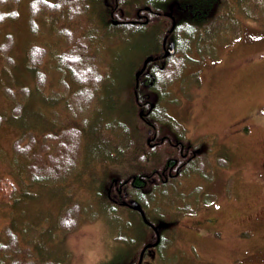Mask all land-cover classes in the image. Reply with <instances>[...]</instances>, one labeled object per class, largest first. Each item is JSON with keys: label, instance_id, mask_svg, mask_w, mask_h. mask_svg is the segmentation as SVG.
Instances as JSON below:
<instances>
[{"label": "rangeland", "instance_id": "obj_1", "mask_svg": "<svg viewBox=\"0 0 264 264\" xmlns=\"http://www.w3.org/2000/svg\"><path fill=\"white\" fill-rule=\"evenodd\" d=\"M30 1L14 5L19 13L17 19L0 25V44L7 34H12L15 42L12 64L0 56V114L4 116L0 126V180L8 181L5 189L13 196L10 204L0 198V243H8L6 229L11 226L18 236V257L26 264L54 260L63 264H130L132 253L137 250L139 254L151 240L152 232L136 212L118 204L113 209L114 203L106 200L107 192L99 195L104 182L108 184L111 177L133 175L134 170L116 165L122 154L109 147L113 143L102 142L100 136L92 137L90 184L78 185L73 180L88 179L82 164V159L84 163L90 160L87 149L85 158L79 162L81 168L76 167L70 177L61 181L66 195L61 186L30 185L25 172L30 158L14 150L17 139L24 137L26 144L36 136L41 141L38 136L48 135L49 129L57 131L63 126L60 121L66 119L62 105L52 107L47 99L63 92L55 54L64 48L65 37L60 31L71 26L69 14H41L35 20L38 30L33 33ZM81 20L80 17L74 21L88 26ZM214 20L211 33L195 40L191 48V55L200 62L189 61L192 64L187 66L180 82L171 87L173 101L165 105L172 114L175 106L180 105L182 118L186 111L191 112L183 120L193 128L198 126L195 135L203 137L197 145H202L206 155L201 152L202 157L194 164L203 160L209 174L190 173L181 179L170 178L176 187L170 182L168 186H148L139 191L147 198L140 200L147 207L148 217L157 225H165L162 234L166 247L160 249L154 264H254L252 254L264 251V236L254 239L252 233L255 217L264 224V181L260 178L264 170V0H224ZM160 21L164 23L162 18L153 23L159 26L149 30L151 36L159 32L163 25ZM76 26L73 24V28ZM96 26L95 29L101 27L99 22ZM100 30L97 32L105 45L98 51L101 67L106 69L108 61L114 65H111L113 80L106 90L114 101L106 102V97L100 102L103 106L93 117L91 129L102 126L114 112L121 120L126 119L129 112L122 113L127 104L121 96L128 102L123 92L130 82L131 65L143 59L145 51L157 46L150 34L128 37ZM33 44L47 49L44 63L37 67L31 66L27 57ZM40 71L48 76L43 92H37L43 93V97L34 92L25 95L26 87L35 88ZM6 90H11L15 98L9 97ZM51 99L55 103L59 100ZM18 105L22 111L14 117ZM110 134L115 138L116 148L125 150L128 140L120 129L114 128ZM216 147L222 150L217 152ZM220 157L227 158L226 166L218 164ZM133 160L130 155L128 163ZM161 161L154 156L148 168L160 165ZM131 193V198L137 199L138 194ZM76 204L81 207L78 228L63 233L56 224L61 209ZM49 230L54 231L48 234ZM261 232L264 231L257 233ZM255 242L254 252L251 249Z\"/></svg>", "mask_w": 264, "mask_h": 264}, {"label": "trees", "instance_id": "obj_2", "mask_svg": "<svg viewBox=\"0 0 264 264\" xmlns=\"http://www.w3.org/2000/svg\"><path fill=\"white\" fill-rule=\"evenodd\" d=\"M21 1L22 0H0V25L17 19L19 13L13 6H16ZM167 2L165 3L163 0H161L160 3H155L152 0L30 1V29L33 33H36L38 30L35 20L38 16L44 13H47L49 16L62 13L64 16L66 15L64 12H66L67 15L69 14V24L71 25L61 29V35L65 37V45L62 51L55 54L57 69L62 75L59 81L60 88L61 90L63 89V92H58L56 96H52L58 97L59 100L57 102L59 103H55L51 99L52 97H50L51 100L47 97L48 103L52 107H55L57 104L59 106L62 105L63 109L61 111H64V114H66V119H62L60 121L63 126L58 128L57 131L50 129L47 130L49 131L47 132L49 133L48 135L45 133L42 136H38L41 141H38L36 139L37 137L34 136L26 144L24 137L17 139L14 143V150L16 154L30 158V163L25 166L27 180L30 185H42V187L45 185H54L59 186V188L61 186V192L66 195L65 185L62 184L64 186L63 187L61 185V181H64L67 177H70L76 167L77 169L78 167L81 168L79 162L82 158H85V151L87 149L90 150L88 154L89 157H91V142H93V136H100L102 142H106L107 144L113 143L114 146L109 147H114L112 150L114 149L116 152L119 150L121 152L122 157L116 164L117 166L127 168L128 170L130 168V170H134L133 174H138L143 170H151L148 168V163L149 160L153 158L152 156L154 150L149 148L148 143L146 142L148 137L146 136V129L140 130L141 125L143 124L139 112V103L143 102L144 105L148 106L147 102H153L156 105L153 110L154 117L149 116L148 119H157L159 123L165 121L170 122L173 120L172 116L167 110V107L165 106L166 103H171L173 101L170 100L172 93L171 87L173 84L177 83L185 68L189 64V61L191 60L189 53L191 52L194 41L201 40L204 34H209L214 29L215 20L212 21V18H214L219 8H221L224 0H177L172 4V1L167 0ZM110 3H112L111 6L109 5ZM151 4L153 5L152 8L154 10H161L158 7H166L167 9L170 4L172 5H170V9L177 18V25L175 29L176 32L174 31L178 44L177 50L174 55L166 59L164 67L158 69L155 72L156 79L149 89L147 86L141 84V80L148 83L152 81L151 78L146 77L145 74H143L142 77L140 76L141 78L139 79L140 81L138 84L136 80L137 73L141 71L146 57L150 54V52L148 53V51H145L143 53V59H141L138 63L131 65L130 82L127 85V90L123 92L127 96L128 102H126L125 98L121 96V100L127 104L126 108L122 110V113L127 111L129 112V114H125L126 119L121 120L120 118L113 115L115 113L114 112L109 115V119L104 121L102 126H93L94 128L91 129L93 117L96 116V113L100 112L101 107L103 106L100 105V102L103 103V100L106 97V102L109 99L114 101V97L107 94L106 91L109 87V84H111L113 80L111 65H114L112 62L108 61L109 63L106 69L101 67L98 51L105 45L101 42L100 35L97 31H101L100 29H103L104 31L109 30L114 33H120L121 36L127 35L128 37L134 36L135 34H147L151 27L147 24L139 25L134 21L137 19L136 13L138 9L145 5L149 6ZM154 4H156L158 7H155ZM80 17L86 23H88V26L84 27L83 24H79L78 22L74 21ZM158 18L159 16L153 15L151 18V24L155 23ZM83 20H81V22H83ZM188 20L191 23H188ZM96 21H98L99 25L101 26L99 29H95L97 28L96 25L98 24ZM73 24H77V26L73 28ZM156 26H159V24L152 25L153 28H156ZM159 28L160 29L158 30L160 31L161 26ZM94 29L97 31H94ZM14 44L15 42L12 34H7L3 42L0 44V56L5 57L8 63L11 64L13 59L11 53L14 48ZM46 55L47 49L44 46L38 44L31 45L27 52L29 64L33 67L42 65ZM31 66L28 67L31 68ZM1 73L2 71L0 69V74ZM117 81L118 80H116V82ZM47 83V74L44 71H40L36 76L35 88L26 87L27 89L25 90L24 94L31 96L34 92L35 94L43 97V93L37 92H43L42 90L45 89ZM6 92L9 97L15 98L13 95L14 93H12L11 90H6ZM147 92L149 93V97L143 98ZM152 95L155 96L152 98ZM97 104L98 107H96ZM14 111V117L18 116L22 111L20 105L16 106ZM3 121L4 116L0 114V126L2 125ZM114 128L120 129L121 133L128 140V146L125 150L116 148L115 138L110 134V130ZM99 130L101 131L100 133L98 132ZM101 135L105 136L106 138L103 139ZM40 142L42 143L40 144ZM39 144L40 146L37 148ZM160 145H162V147H159L160 153H162L163 150H167V148H169V145L166 142ZM130 155L133 156L134 160L128 163ZM157 157L159 158V161H163L160 156ZM103 163L105 162L103 161ZM82 164L85 169V176L88 177V179H75L73 178L75 176H72L73 180L77 182L78 185L83 182L88 183L89 179H91L90 161L88 163H84V160L82 159ZM218 164L222 167L225 166V159L219 160ZM194 166L196 167L191 169V172H197L201 176H204L205 173L209 174L206 170V165L203 160L199 161L198 165ZM189 174L190 173H188V176H190ZM131 176L132 175L125 176L120 179L117 177H111L108 184L104 182L102 186V192L99 193V195H105L107 192L106 200L109 201V190L113 185V180L115 178L118 179L119 186L123 185L124 190L132 195L131 191L136 192L137 190L131 187L130 183H124V181L126 179H130ZM6 185H9L6 179L0 180V198L10 204L13 201V196L8 192V190L5 189ZM165 185L167 186L166 182L161 186ZM106 187L109 190L107 189L106 191ZM145 188L146 187H143L142 190ZM111 192L112 196L117 195L118 188L113 186L111 188ZM65 204L67 205L68 201ZM111 205L113 206V209L117 207L116 204L111 203ZM142 206L146 210L147 207L144 206L143 203ZM135 212H137L138 215L140 214L138 211ZM80 213V204L62 207L61 215L58 219V222L56 223L57 227H59L63 233H71L75 231L80 223ZM146 216L148 220L152 222L148 215ZM140 218L142 221H144L141 216ZM152 223L155 224V222ZM144 224L150 229L152 234H154V229L149 224L145 223V221ZM164 226L165 225H160L159 227V233L161 234L162 241L159 244V249L166 247V239L162 234V229ZM53 231L54 230H49L47 233L49 234ZM6 236L8 243H0V259L3 261L0 264H26L18 257V236L13 231L11 226L6 229ZM154 240L155 236L151 238V242ZM46 264L63 263L54 260L47 261Z\"/></svg>", "mask_w": 264, "mask_h": 264}, {"label": "flooded vegetation", "instance_id": "obj_3", "mask_svg": "<svg viewBox=\"0 0 264 264\" xmlns=\"http://www.w3.org/2000/svg\"><path fill=\"white\" fill-rule=\"evenodd\" d=\"M154 6L158 7L156 6V4H154ZM152 7H153L152 4L149 6L145 5L143 7H140L136 13L137 19L134 21L135 23L139 25L145 23L151 27V28L149 27L150 28L149 30H155V28L151 26L153 25L151 24L152 16L156 15V16H159L158 20H161V18L162 20H164V23L160 21L163 25H161V30L157 34L155 33L154 36H151V31L147 33V36H149L150 34L151 38L153 37V39L157 42V46L147 50L148 53L150 52V54L148 55L149 57L148 56L146 57L143 68L141 69L142 72L140 73L141 77L143 74H145L146 77H149L152 79V81L148 83H146V81L141 80V84L147 86L148 88L152 86V84L154 83L156 79L155 72L158 69H161L164 67L166 63V59L175 54L177 50V45H178L177 39L174 34V31L177 25V19L174 13L170 9L171 6L169 7V10H168L169 12H167L166 7L165 8L158 7L161 10H156V9L154 10ZM171 20H172V25L169 26V21ZM174 22L176 23V25L174 27V31H172ZM171 45H174L175 52L174 54L172 55L170 54V56L168 55L167 57L166 53L170 51ZM148 58H152V60L146 63V60ZM140 76H139V79L141 78ZM147 97H149L148 92L146 93V95H144V98H147ZM147 103H148V106L144 105L143 102L139 103V108H140L139 112H140V117L142 118V124H143L141 125L140 130L147 129L146 133L148 137H147L146 142L148 143V147L154 150L153 157L156 156L157 158V156H160L161 159H163V161L160 162V165H157L156 167L151 168V171L143 170L139 172L138 174H133L130 177V179H126L124 181L125 184L130 183L131 187L137 190L136 191V193L138 194L137 199L131 198L132 195H130L128 192L124 190V186L123 185L119 186L118 180L114 179L113 185L110 187V190H109V197L111 201L116 205L118 204L120 206L130 207L131 202L133 201H137L139 202V204H141L142 198L145 200L147 199L146 197L143 196L141 192H139L142 190L143 187L147 188L148 186L163 185L165 184V182L167 183V186L171 182L172 185H175L176 187V182L170 181V178L181 179L182 177H187L188 172L191 169H194L192 168V166L195 165L194 164V162H196L195 160H198L200 159V157H202L201 152L203 156H206L204 152L202 151V145H200L201 143L199 142L203 136L199 137L195 135V132L198 131V126L194 125V128H193L192 125L187 124L186 121L183 120V118L191 114L190 111H186L185 116L182 118L181 113H179L181 106L180 105L175 106L173 114L170 113L173 120L170 122L165 121V122L159 123L157 119L156 120L148 119L149 116L154 117L153 110L156 105L152 102H147ZM165 142L168 143L169 148H167L166 153L165 152L160 153L159 147H162V145L160 144L162 143L164 144ZM198 142L200 143L199 146L197 145ZM216 150L217 152H220L222 150V147H216ZM210 152H213L215 154L214 150H210ZM224 159L227 165L228 164L227 158L220 157V160H224ZM89 161L91 163V157ZM263 167H264V164H263ZM189 173H197V172L190 171ZM260 175H261L260 178L264 181V170L261 171ZM113 186L118 188V194L115 196H112V192H111V188ZM139 215L142 217L141 214ZM252 224L254 226V230L252 232L254 233V239L260 238V235L264 236V232L257 233L259 231H264V228H262V225L264 224L261 222L260 218L257 219L255 217L254 220L252 221ZM153 236H155V240L153 242H151V240H148L144 244L145 246L147 244H154L157 241L156 232L150 235V238H153ZM159 237H160V242H162L160 233H159ZM159 244L158 246H155L157 248L153 247V248H148L146 250H144L145 246H143L139 254H137V250H135L131 255L132 257L130 256L131 259L129 262H132L130 264H154L156 260V255L159 254L160 252ZM256 248H257V242L253 243V247L251 250L255 252ZM155 249H156V252H155ZM142 252H143V255L141 256ZM252 255L254 257V259H252V263L264 264V251H261L258 255L256 253ZM256 261H259V263H257Z\"/></svg>", "mask_w": 264, "mask_h": 264}, {"label": "water", "instance_id": "obj_4", "mask_svg": "<svg viewBox=\"0 0 264 264\" xmlns=\"http://www.w3.org/2000/svg\"><path fill=\"white\" fill-rule=\"evenodd\" d=\"M173 52H174V45H171L170 51H168V52L166 53V55H169V54H171V53H173ZM151 59H152V58H148V59L146 60V63H148ZM139 75H140V73L137 74V78H139ZM132 207H133L135 210L140 211L141 214H142V216H143V218H144V220L147 222V218H146L145 213L143 212L141 206H140L139 204H137V203L134 202V203H132ZM155 230L158 232V230H157L156 228H155ZM159 241H160V237L158 236L157 241H156L154 244H151V245L146 246V247L144 248V250H146L148 247H153V246L158 245V244H159ZM142 255H143V253L141 254V256H142Z\"/></svg>", "mask_w": 264, "mask_h": 264}, {"label": "bare ground", "instance_id": "obj_5", "mask_svg": "<svg viewBox=\"0 0 264 264\" xmlns=\"http://www.w3.org/2000/svg\"><path fill=\"white\" fill-rule=\"evenodd\" d=\"M176 1H177V0H176ZM176 1H175V2H176ZM117 3H118V2H117ZM120 3H121V2H120ZM165 3H166V2H165ZM172 3H173V2H172ZM115 6H116V5H115ZM118 6H119V5H118ZM171 6H172V5H171ZM121 7H122V5H121ZM123 7H124V6H123ZM124 8H125V7H124ZM124 10H125V9H124ZM155 13H156V12H155ZM149 21H150V20H149ZM144 24H145V23H144ZM172 31H174V30H172ZM175 32H176V30H175ZM137 71H138V70H137ZM148 89H149V88H148ZM151 91H152V90H151ZM143 98H144V97H143ZM138 123H139V122H138ZM150 123H151V122H150ZM134 127H135V126H134ZM103 130H104V129H103ZM146 130H147V129H146ZM146 130H145V131H146ZM133 131H134V130H133ZM145 131H144V132H145ZM146 132H147V131H146ZM146 136H147V135H146ZM26 160H28V159H26ZM122 168H123V167H122ZM123 170H124V168H123ZM138 171H139V170H138ZM150 171H151V170H150ZM126 172H127V171H126ZM120 173H121V172H120ZM127 173H128V172H127ZM76 174H77V173H76ZM121 174H122V173H121Z\"/></svg>", "mask_w": 264, "mask_h": 264}]
</instances>
